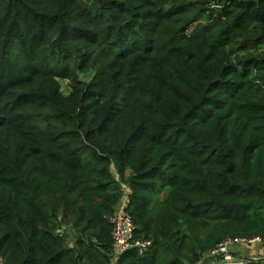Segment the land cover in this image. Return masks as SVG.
<instances>
[{
  "label": "trees",
  "instance_id": "trees-1",
  "mask_svg": "<svg viewBox=\"0 0 264 264\" xmlns=\"http://www.w3.org/2000/svg\"><path fill=\"white\" fill-rule=\"evenodd\" d=\"M124 200L143 256L113 240ZM255 238L264 0H0V264H209Z\"/></svg>",
  "mask_w": 264,
  "mask_h": 264
},
{
  "label": "built area",
  "instance_id": "built-area-1",
  "mask_svg": "<svg viewBox=\"0 0 264 264\" xmlns=\"http://www.w3.org/2000/svg\"><path fill=\"white\" fill-rule=\"evenodd\" d=\"M127 200H124L116 214L112 217L113 240L118 248V253L123 254L131 248L137 249L139 255L147 254L153 243L151 241L136 240L134 238V224L131 215L125 210ZM239 244H263L259 238L244 240H228L223 242L211 253L209 264H250L252 260L235 258L232 254V247Z\"/></svg>",
  "mask_w": 264,
  "mask_h": 264
},
{
  "label": "crops",
  "instance_id": "crops-1",
  "mask_svg": "<svg viewBox=\"0 0 264 264\" xmlns=\"http://www.w3.org/2000/svg\"><path fill=\"white\" fill-rule=\"evenodd\" d=\"M232 254L235 258H242V259H248V260H258L264 257V246H257V249L254 253H251V251L243 246L237 245L233 246Z\"/></svg>",
  "mask_w": 264,
  "mask_h": 264
},
{
  "label": "rangeland",
  "instance_id": "rangeland-1",
  "mask_svg": "<svg viewBox=\"0 0 264 264\" xmlns=\"http://www.w3.org/2000/svg\"><path fill=\"white\" fill-rule=\"evenodd\" d=\"M62 93L68 95L70 92L69 82L66 80H60ZM73 240V239H72ZM260 246V245H259ZM248 248V247H247Z\"/></svg>",
  "mask_w": 264,
  "mask_h": 264
}]
</instances>
